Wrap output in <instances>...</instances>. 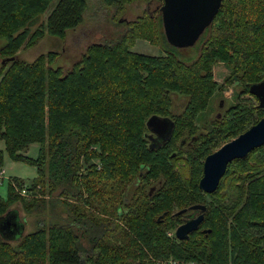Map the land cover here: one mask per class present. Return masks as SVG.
<instances>
[{
	"label": "trees",
	"instance_id": "trees-1",
	"mask_svg": "<svg viewBox=\"0 0 264 264\" xmlns=\"http://www.w3.org/2000/svg\"><path fill=\"white\" fill-rule=\"evenodd\" d=\"M52 1L0 0V55L12 57L0 66V141L12 160L36 167L29 199L16 190L20 180L8 179L0 217L19 212L11 205L31 212L48 200L69 220L23 231L14 245L0 235V264H155L169 257L264 264V144L232 160L212 193L198 187L205 157L264 117L248 92L264 78V0H222L190 62L165 39L163 0H144L160 4L129 21L117 40L88 45L67 70L53 65L57 52L32 62L17 56L46 33L63 39L82 23L87 1L59 0L32 31ZM102 1L121 10L134 0ZM136 39L167 48L134 52ZM217 63L229 70L221 83L213 76ZM227 85L235 87L234 101L221 117L203 119ZM174 96L187 98L179 112L172 111ZM153 115L173 121L158 147L145 135ZM32 143L39 144L35 158L22 153ZM195 204L205 205L203 220L178 239L174 230Z\"/></svg>",
	"mask_w": 264,
	"mask_h": 264
},
{
	"label": "rangeland",
	"instance_id": "rangeland-1",
	"mask_svg": "<svg viewBox=\"0 0 264 264\" xmlns=\"http://www.w3.org/2000/svg\"><path fill=\"white\" fill-rule=\"evenodd\" d=\"M58 1L59 0H53L48 9L31 25L32 31L40 23H42V21L44 22L46 20L48 14ZM86 1L87 8L85 10L82 23L75 28L68 30L63 39L50 36L46 33L33 46L21 48L17 54L18 59L21 58L26 62H32L39 55H46L48 52L53 51L58 54L53 65L60 67L63 70H67L80 59L81 55L85 53L88 45L117 40L126 30L127 23L129 21L136 19V17L141 15L147 8L150 11L155 10V5H158V3L160 4L159 1L149 5L148 2L144 0H134L126 3L123 9L116 10L114 7L106 6L102 0ZM198 43L199 41L195 45L187 48H177L176 53L178 58L185 62H190L195 59L197 56ZM4 44L5 39L0 38V50ZM165 48H167V45L165 44L155 45L147 40L136 39L131 50L146 55H158L163 54ZM3 59L4 58L0 55V66L3 64ZM228 72L229 70L222 63H217L213 67L214 79L219 83L223 82ZM234 88L235 87L232 85H227L220 92H216L211 100L208 110L203 113V119L210 120L214 117H221L225 109L228 107V104L232 103L235 99ZM249 97L255 101L253 96L249 95ZM186 100L187 98L184 96H174L172 111H181ZM221 101L223 102V105L220 107L218 106V103ZM38 148V143H32L25 150H23L22 153L35 158L38 155ZM0 150L4 151L3 141H0ZM35 177V166L21 161H14L8 156L6 151L3 152V165L0 167V195L2 197H5L7 194V184L9 178L20 180L22 182V189L26 190L31 187L32 180ZM28 191L29 190H26V196H28L27 198L29 199L31 194ZM53 196H56V193H53ZM45 197L47 198V195H45ZM14 207L19 209L18 215L25 224L23 229L25 233L39 227L42 224H48L52 221H64L65 219H67V221L69 220L67 212L63 206H51L48 204V200H46L43 204H39L38 207L31 212H26L18 203L10 206V208ZM1 238L8 241L12 245H14L19 239V237H11V239Z\"/></svg>",
	"mask_w": 264,
	"mask_h": 264
},
{
	"label": "water",
	"instance_id": "water-1",
	"mask_svg": "<svg viewBox=\"0 0 264 264\" xmlns=\"http://www.w3.org/2000/svg\"><path fill=\"white\" fill-rule=\"evenodd\" d=\"M222 0H163L159 7L163 34L168 44L175 48L193 46L205 29L212 23L220 8ZM11 58H5L2 63ZM248 92L256 98L257 107L264 109V78L252 83ZM222 102V101H221ZM150 132V147L163 145L169 139L173 122L168 117L150 116L146 121ZM155 135V136H154ZM264 144V117L236 137L223 143L208 154L202 165V176L198 187L205 193H212L219 185L220 179L226 172L228 164L237 158L245 157L250 151ZM191 210L204 211L203 204L189 207ZM181 209L177 214L185 212ZM189 218L175 229L178 239H185L203 220V213ZM24 222L20 221L18 211H9L0 217V235L5 239L19 237L23 233ZM209 231V230H207Z\"/></svg>",
	"mask_w": 264,
	"mask_h": 264
},
{
	"label": "built area",
	"instance_id": "built-area-1",
	"mask_svg": "<svg viewBox=\"0 0 264 264\" xmlns=\"http://www.w3.org/2000/svg\"><path fill=\"white\" fill-rule=\"evenodd\" d=\"M1 174H2V172H1ZM16 190L22 196H26L27 195L25 189L17 188ZM169 235H171V234L169 233ZM155 264H209V263H207L205 261L192 260V259L185 260V261H179V260H176V259H174L172 257H169V258L158 260V261H156Z\"/></svg>",
	"mask_w": 264,
	"mask_h": 264
},
{
	"label": "flooded vegetation",
	"instance_id": "flooded-vegetation-1",
	"mask_svg": "<svg viewBox=\"0 0 264 264\" xmlns=\"http://www.w3.org/2000/svg\"><path fill=\"white\" fill-rule=\"evenodd\" d=\"M221 105H223V102H220L219 103V106L221 107ZM175 112V111H174ZM168 118H169V116H168ZM169 119H171V121H172V118H169ZM208 120V119H207ZM173 122V121H172ZM146 137L148 138V140H150L151 139V136H150V132L148 131L146 134ZM155 136V135H154ZM202 176V175H201ZM193 213V214H192ZM200 212H198V211H196V212H189V213H184V217L182 218L183 219V221H182V223L183 222H185L187 219H189V218H193V217H196L198 214H199ZM181 223V224H182ZM180 225V224H179Z\"/></svg>",
	"mask_w": 264,
	"mask_h": 264
},
{
	"label": "crops",
	"instance_id": "crops-1",
	"mask_svg": "<svg viewBox=\"0 0 264 264\" xmlns=\"http://www.w3.org/2000/svg\"><path fill=\"white\" fill-rule=\"evenodd\" d=\"M4 176V175H3Z\"/></svg>",
	"mask_w": 264,
	"mask_h": 264
}]
</instances>
